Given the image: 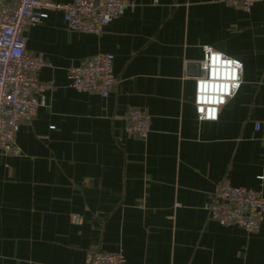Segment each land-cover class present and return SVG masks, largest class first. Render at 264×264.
Returning <instances> with one entry per match:
<instances>
[{
    "label": "crops",
    "instance_id": "1",
    "mask_svg": "<svg viewBox=\"0 0 264 264\" xmlns=\"http://www.w3.org/2000/svg\"><path fill=\"white\" fill-rule=\"evenodd\" d=\"M133 2L100 35L68 31L54 11L25 29L26 50L52 65L39 81L56 88L20 123V155L0 156V264H84L93 251L123 253L125 264H264V220L246 234L206 212L223 182L264 197L253 129L264 123V2L249 14L223 0ZM204 44L243 64L238 93L213 122L194 109ZM98 53L114 57L106 98L66 77ZM130 109L151 117L145 140L124 134Z\"/></svg>",
    "mask_w": 264,
    "mask_h": 264
},
{
    "label": "built area",
    "instance_id": "2",
    "mask_svg": "<svg viewBox=\"0 0 264 264\" xmlns=\"http://www.w3.org/2000/svg\"><path fill=\"white\" fill-rule=\"evenodd\" d=\"M261 2L264 0H223L226 6L245 14ZM134 8L133 0H71L68 3L0 0V156L20 155L14 145L20 123L34 119L39 109L46 105V94L56 88L52 81H39V72L52 65L45 57L31 55L26 50L25 29L41 23L54 11L61 13L68 31L100 35L113 20ZM113 60L111 54L98 53L71 65L66 71L68 87L78 93L108 97L116 84ZM202 75L201 72L195 78V115L198 121L213 122L218 115L215 120L206 119V106L195 102L197 80ZM241 82L242 75L240 86ZM235 95L225 97L219 109ZM150 127L151 117L147 113L139 109L127 111L124 117L127 137L145 140ZM253 129L260 134L264 145V123H254ZM206 212L209 220L222 227H239L246 234H256L264 220V197L260 191L223 182L210 195ZM71 221L77 225L81 220L73 215ZM84 264H125V257L120 252L93 251L86 256Z\"/></svg>",
    "mask_w": 264,
    "mask_h": 264
},
{
    "label": "clouds",
    "instance_id": "3",
    "mask_svg": "<svg viewBox=\"0 0 264 264\" xmlns=\"http://www.w3.org/2000/svg\"><path fill=\"white\" fill-rule=\"evenodd\" d=\"M201 47L204 59L199 65L203 75L197 80L195 102L206 106V119L215 120L225 97L235 95L240 87L243 64L210 44Z\"/></svg>",
    "mask_w": 264,
    "mask_h": 264
}]
</instances>
